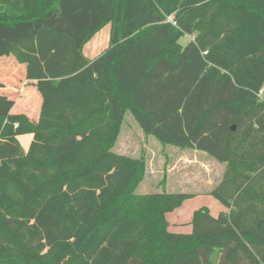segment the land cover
<instances>
[{"label": "trees", "instance_id": "obj_1", "mask_svg": "<svg viewBox=\"0 0 264 264\" xmlns=\"http://www.w3.org/2000/svg\"><path fill=\"white\" fill-rule=\"evenodd\" d=\"M0 1V50L41 98L38 119L0 107V264H264V0ZM127 114L224 164L210 195L227 212L170 232L193 195L133 191L145 164L114 152Z\"/></svg>", "mask_w": 264, "mask_h": 264}, {"label": "rangeland", "instance_id": "obj_2", "mask_svg": "<svg viewBox=\"0 0 264 264\" xmlns=\"http://www.w3.org/2000/svg\"><path fill=\"white\" fill-rule=\"evenodd\" d=\"M102 38H104V35L100 39ZM109 38L108 42H99L98 39L94 40V43L90 41L85 48V55L91 56L90 46L95 45L96 42H98L97 50L108 48ZM189 40L183 38L181 44L186 46L190 42ZM90 43L91 45H89ZM104 51L101 53H104ZM29 89L31 96H35L37 92H34L35 87L33 84L29 85ZM15 98H18V96ZM12 105L15 106V104ZM35 105L36 99L31 104V111H36L37 107ZM14 106L9 110L12 111L13 109L15 114H20L22 105H17L15 109ZM34 119H36V116ZM18 139L23 149L27 151L32 136L22 135ZM114 152L139 159L145 164L143 178L133 186L134 192L141 195L162 192L196 195L198 199L190 201L184 205L185 207H182L188 213L194 211L192 209L200 204L209 205L208 198H212L211 195L210 197L206 195L210 194L221 182L225 172L224 164L218 163L204 152L190 149L182 150L174 146L162 145L155 137L147 135L131 114L126 115ZM214 211V215L220 214ZM179 212L182 211H176L172 216L176 217Z\"/></svg>", "mask_w": 264, "mask_h": 264}, {"label": "crops", "instance_id": "obj_3", "mask_svg": "<svg viewBox=\"0 0 264 264\" xmlns=\"http://www.w3.org/2000/svg\"><path fill=\"white\" fill-rule=\"evenodd\" d=\"M7 7H8L7 3H3L0 1V15L6 11ZM110 32H111V27L107 26L91 40V43L92 42L94 43V40L96 39H98L99 42H105V41L108 42L107 40L110 37ZM102 35H104V38L100 39ZM91 43L89 45H91ZM97 44L98 42H96L95 45L90 46L91 56H86L88 59L93 60L97 58L98 56L102 54L101 52L107 48L105 47V49L97 50L96 49ZM87 46L88 45H86V47ZM84 53H86L85 49H84ZM29 85H32V83L26 80L25 78V66L17 63V61L12 56L0 50V107L4 106V104L6 103H10L11 107L14 106L12 104H15L14 109L17 105H22L21 106L22 110H20V112L18 111L20 114H26L31 119H34V117L36 116V119H38L40 107H41V98L36 93V90L34 91L36 95L31 96ZM11 96H14V97L12 98ZM17 96L18 98H15ZM34 99H36L35 106L37 107L35 112L31 111V108H30ZM8 112L10 114H15L13 109L12 111H8ZM170 194H175V193H170ZM206 196L210 197V194H207ZM211 198L213 200L208 198L209 199L208 206L200 204L198 207H194L192 209L194 211H192L191 213H188L186 209L182 207H185L184 205H186V203L190 201H194L195 199H198L196 195L195 196L193 195V198L185 201L180 208L175 210V212L182 211V212H179V214L176 215V217L172 216L173 213L175 212L169 213L167 215V221L169 223V231L173 233H180V234H191L193 231V226H192L193 216L196 211L202 208L209 209L211 215L214 217H217L219 214L214 215L213 210H215L214 212L216 213L227 212V209L225 207H223L212 196Z\"/></svg>", "mask_w": 264, "mask_h": 264}, {"label": "built area", "instance_id": "obj_4", "mask_svg": "<svg viewBox=\"0 0 264 264\" xmlns=\"http://www.w3.org/2000/svg\"><path fill=\"white\" fill-rule=\"evenodd\" d=\"M169 21H170V22H173V17L169 18Z\"/></svg>", "mask_w": 264, "mask_h": 264}, {"label": "water", "instance_id": "obj_5", "mask_svg": "<svg viewBox=\"0 0 264 264\" xmlns=\"http://www.w3.org/2000/svg\"><path fill=\"white\" fill-rule=\"evenodd\" d=\"M233 130H235V127L233 128Z\"/></svg>", "mask_w": 264, "mask_h": 264}]
</instances>
